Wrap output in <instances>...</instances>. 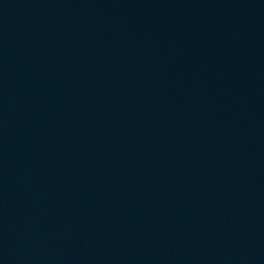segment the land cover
Segmentation results:
<instances>
[{"label":"water","instance_id":"95a60500","mask_svg":"<svg viewBox=\"0 0 264 264\" xmlns=\"http://www.w3.org/2000/svg\"><path fill=\"white\" fill-rule=\"evenodd\" d=\"M0 264H219L88 144L0 93Z\"/></svg>","mask_w":264,"mask_h":264}]
</instances>
